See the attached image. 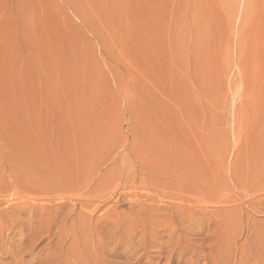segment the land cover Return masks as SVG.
I'll return each instance as SVG.
<instances>
[{"label":"rangeland","instance_id":"rangeland-1","mask_svg":"<svg viewBox=\"0 0 264 264\" xmlns=\"http://www.w3.org/2000/svg\"><path fill=\"white\" fill-rule=\"evenodd\" d=\"M264 264V0H0V264Z\"/></svg>","mask_w":264,"mask_h":264},{"label":"bare ground","instance_id":"bare-ground-1","mask_svg":"<svg viewBox=\"0 0 264 264\" xmlns=\"http://www.w3.org/2000/svg\"><path fill=\"white\" fill-rule=\"evenodd\" d=\"M17 264H24L23 262H19ZM62 264V263H61ZM68 264H92V263H88V262H81V261H74L73 263H68ZM96 264H108L105 262H100V263H96Z\"/></svg>","mask_w":264,"mask_h":264}]
</instances>
